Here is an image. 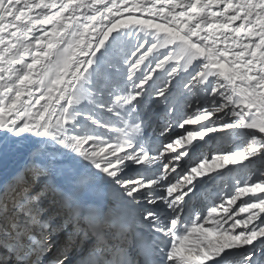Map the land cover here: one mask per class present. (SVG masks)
Instances as JSON below:
<instances>
[{"label":"snow or ice","instance_id":"snow-or-ice-1","mask_svg":"<svg viewBox=\"0 0 264 264\" xmlns=\"http://www.w3.org/2000/svg\"><path fill=\"white\" fill-rule=\"evenodd\" d=\"M0 264H264V0H0Z\"/></svg>","mask_w":264,"mask_h":264}]
</instances>
